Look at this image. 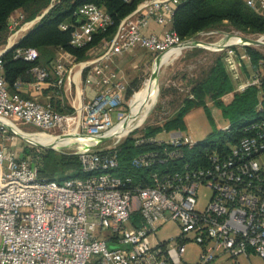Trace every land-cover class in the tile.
Listing matches in <instances>:
<instances>
[{
    "label": "built area",
    "instance_id": "built-area-1",
    "mask_svg": "<svg viewBox=\"0 0 264 264\" xmlns=\"http://www.w3.org/2000/svg\"><path fill=\"white\" fill-rule=\"evenodd\" d=\"M60 1L52 0L30 21L23 10H17L9 21V29L14 31L9 44L18 42L11 40L34 27ZM83 1L77 11L83 22L72 31L75 47L86 45L94 33L105 31L112 23L104 8ZM244 1L264 16V0ZM180 2H140L121 20L110 39L102 40L86 60L78 62L76 71L61 62H54L51 69L33 67L34 86L38 88L47 83L51 70L58 75V86L64 84L67 75L86 74L84 84L96 92L80 103L74 115L55 110L49 101L10 91L1 57L4 50L0 51V135L10 130L1 119L16 125L29 123L48 134H57L65 127L70 131L78 121L80 134L101 138L90 148L76 152L83 176L63 181L39 177L30 157L0 141V264H89L94 260L96 264H213L220 255L231 260L251 252L264 258V162L258 158L264 155V121L249 124L248 134L228 150L210 152L206 164L192 166L186 162L179 169H171L170 162L181 160L184 147L192 148L197 143L191 135L182 130L168 132L169 138L139 134L137 144L152 142L161 148L133 159L136 168L155 165L148 180L137 183L134 176L116 174L117 145L95 148L111 138L129 136L135 129L110 134L127 118L132 106L126 104V81L113 68L114 59L136 47L158 56L182 49L187 40L183 41L172 27ZM152 20L169 27L162 35L147 32ZM61 27L66 30L69 25ZM248 45L242 41L218 48L225 50L229 60L250 63L251 56L245 49ZM15 53L30 61L40 55L34 48H17ZM263 72L260 69L251 79L241 81L236 91L259 84ZM21 86L17 81L16 87ZM203 186L212 192L201 210L197 194ZM134 215L139 217L138 225ZM169 221L179 224L180 234L160 240L158 229ZM188 241L202 246L198 261L184 260Z\"/></svg>",
    "mask_w": 264,
    "mask_h": 264
},
{
    "label": "trees",
    "instance_id": "trees-1",
    "mask_svg": "<svg viewBox=\"0 0 264 264\" xmlns=\"http://www.w3.org/2000/svg\"><path fill=\"white\" fill-rule=\"evenodd\" d=\"M145 0H86L104 8L111 16L112 23L105 31L93 34L91 41L81 47L72 45V31L83 22V18L77 13L83 0H61L56 3L27 33L18 41L12 49L2 54L4 77L9 90L19 93L16 82L32 83L35 75L32 71L35 66L52 68L56 56V50H64L74 56L80 62L86 60L89 52L102 40L110 39L116 32L121 20L133 12L138 4ZM173 17V30L181 39L187 40L202 31L219 28L224 23H229L235 29L247 33L264 34V16L251 9L244 0H181ZM52 0H0V45L6 44L4 33L9 29L10 17L17 10L26 13V20H33L49 7ZM68 24L64 30L61 25ZM17 48H34L39 52V57L34 61L16 57ZM250 54V63L245 64L246 76L260 69L264 71V54L252 46H245ZM196 53L200 49L195 50ZM198 78L197 83L190 86L188 94L184 97L178 112L168 118L161 126L146 127L143 133L145 137L156 136L162 131L171 132L182 130L185 127V116L195 107L207 109L206 98L213 100L222 114L229 120L228 129L218 131L220 139L211 142H197L192 148L184 147V157L181 160H172L171 169H179L188 162L192 166H199L207 163V155L215 149L228 150L241 138L248 134L246 127L255 121H264V72L260 76V83L253 84L245 90L234 93V98L225 103L224 95L235 89V82L227 70L223 55H220L210 67ZM195 81V80H194ZM47 82L51 84L46 93L53 92L50 98L52 107L61 112H72L75 109L70 106L63 96V88H60L57 80L50 74ZM134 89V88H133ZM132 87L126 89L129 96L133 92ZM193 95L194 97L190 96ZM137 134V135H139ZM215 131L210 134L214 135ZM137 135H129L122 143L117 145L119 168L116 174L121 176L131 175L135 182L147 181L148 174H151L153 167L136 168L132 165L133 159L147 151L159 150L160 144L147 142L137 144ZM30 157L38 167V174L41 178L63 181L74 176H83L82 165L77 154L59 153L55 149L37 151V148H27L22 153ZM135 224H139V217L133 216ZM89 264H96L91 261Z\"/></svg>",
    "mask_w": 264,
    "mask_h": 264
},
{
    "label": "rangeland",
    "instance_id": "rangeland-1",
    "mask_svg": "<svg viewBox=\"0 0 264 264\" xmlns=\"http://www.w3.org/2000/svg\"><path fill=\"white\" fill-rule=\"evenodd\" d=\"M29 30L30 29L21 31L19 34L15 35L11 41L19 40L21 34L26 33ZM13 32L14 31L8 29L7 33H4L3 36H5L6 38V44L0 45V50L7 46L10 41L11 35H13ZM234 34L241 38L262 39L264 37V34L255 35L241 32L226 22L219 28L210 29L203 33H198L194 37L187 39L203 41L204 45H193L178 50L170 57L168 62L166 61V63L164 64L165 66L163 65L161 67V77H159L160 96L158 97L156 104L152 108L147 118L139 126L135 127L134 131H132L130 134L137 135L139 133H143L146 127L161 126L164 124V122H166L168 118L173 117L182 105L184 97L188 94V89L190 88V86L192 87V85L197 83L198 81L196 80H198V78H201V76L204 75L203 73L211 69V65L214 61L217 60L220 55H223L224 62L227 61V64L225 63V65L228 66L227 70L235 82V89L232 92L224 95L222 98L225 103L230 102L231 99L234 98V93L240 92L236 91V88L241 83V81L245 82L248 78L251 79L254 74V72H252L250 76H246V71L244 70L243 66L248 63L241 62L238 59H227L225 56V50H221L218 48L219 46H216V44L222 41L224 42L226 39H228L229 36H234ZM249 46L260 50L261 53L264 54V44H251ZM196 49H200V51L196 53ZM62 52L65 53L60 49L56 50V54ZM160 56H158V54L148 52L147 50L140 51V53L138 54L139 60L136 63L134 69L132 70L131 76H128V81H126L127 88H134L133 92H131L129 96L126 95L127 106H130L133 103L135 93L137 94V92L145 84L148 83L156 65V62L159 58H161ZM55 57L58 56L56 55ZM59 61L66 63L65 60ZM61 88H63V85ZM68 92L69 93L63 91L64 95H68V98H64L69 104L70 100L75 97V86L72 85L71 89ZM206 103L207 109L203 107H195L187 113L184 119L185 127L183 131L191 135L194 142L218 141L220 139V134L218 131L226 130L229 127V120L223 116L221 109L217 107L216 103L213 100L207 98ZM128 112H130V108ZM66 113H71L72 115H74L77 114V111ZM17 126L26 132H42L41 130H38L37 127L29 123L18 122ZM75 128V126H72L70 131H74ZM65 129L68 131L69 128L65 127L63 130L60 129L56 131V133L63 134L66 131ZM214 131L215 134L210 136V134H212V132ZM164 136L166 138H169L167 131L165 132V134L164 131H162L160 134H157L158 138H164ZM127 137L128 136H119L111 138L102 145L96 146L95 148L102 149L113 145H119ZM0 141H4L7 146L16 150L17 152L22 153L27 148H37V151L40 152L45 149H55L59 153L70 154H76V152L81 149L79 145L69 144L62 149L34 145L24 140L22 137L18 136L14 133V131L12 132L11 130L4 134H1ZM258 158L261 162H264V155ZM211 192L212 191L205 186L199 188L197 194V207L199 209L202 210L206 207L210 200ZM160 227L161 228H159L157 232V237L160 240H169L171 238L177 237L178 234H180L181 228L179 227V224L176 221H169ZM202 249L203 248L199 243H196L194 241H188L186 246V252L183 257L184 260H186L187 262L198 261L200 259V252H202ZM226 258L227 257L225 255H220L216 258L213 264H227V261L229 259ZM235 261L238 264H264V258L254 252H251L249 257L241 255L237 259H235Z\"/></svg>",
    "mask_w": 264,
    "mask_h": 264
},
{
    "label": "bare ground",
    "instance_id": "bare-ground-1",
    "mask_svg": "<svg viewBox=\"0 0 264 264\" xmlns=\"http://www.w3.org/2000/svg\"><path fill=\"white\" fill-rule=\"evenodd\" d=\"M244 38H241L234 34L229 36L224 42H219L216 46L222 47L225 44H235L244 42ZM187 45H204L203 41L200 40H189ZM215 46V47H216ZM180 50V48L173 49L162 54L156 62L154 70L147 84H145L138 92L135 93L134 100L131 106V112L127 118L119 123L110 134H126L135 127L139 126L149 115L152 108L157 102L159 95V77L161 67L168 62L170 57ZM165 66V65H164ZM161 80V79H160ZM4 124L8 126L11 131H14L17 135L22 137L24 140L38 146L62 149L66 145H79L80 148H90L95 145L101 138L96 136H84L78 132V121L75 122L74 131H70L64 134H48L44 132H26L15 123L10 120L1 119ZM109 134V135H110Z\"/></svg>",
    "mask_w": 264,
    "mask_h": 264
},
{
    "label": "crops",
    "instance_id": "crops-1",
    "mask_svg": "<svg viewBox=\"0 0 264 264\" xmlns=\"http://www.w3.org/2000/svg\"><path fill=\"white\" fill-rule=\"evenodd\" d=\"M15 13H13V15ZM168 27H169L168 25H160V24H157L154 20H152L146 31L147 32H154L158 35H162L164 33V31L166 30V28H168ZM26 33H22L20 38H22ZM8 44H7V46H8ZM6 47L1 49V50H5ZM144 50L145 49H143V48L136 47L130 51H127V52H124L123 54L118 55L114 59L112 66L117 71L118 75H120L119 77H121L125 81H128V76L129 77L131 76L132 70L134 69L136 63L139 60L138 54L140 53V51H144ZM62 51H64V50H62ZM64 52L65 53L62 52V53L56 54L58 57H55L56 59H54L55 60L54 62H61L59 60H63V61L65 60L66 63H63V62H61V63L64 64L66 67L71 68L72 72L76 71L78 61H76L74 56H72L68 52H66V51H64ZM51 73H52L51 75H53V77L57 80L58 75L52 70H51ZM85 75L86 74L84 72L83 73L77 72L74 77H73V74L67 75L65 78V82L63 84V88H64L63 91H65L66 93H69L68 91L71 89L72 85L75 86V93H76L75 97H73V99H71L69 102V105L75 109L74 111H76L77 108H79V105L82 101L84 102L87 99L91 98L96 92L95 88H93L92 86L90 87V86L84 84V76ZM50 85L51 84H49L47 82L44 85H42L40 88H38V87L34 86V82L22 83V86L19 88V93L24 97L34 98V99H37L41 102H48V101H50V98H51L53 92L46 93L45 89H48V87ZM59 87L61 88L62 85ZM63 97L68 98V95L66 96L63 94V96H61V98H63ZM66 102H67V100H66ZM249 256H246V257H249ZM226 259H228V258H226ZM227 262H228L227 264L236 263L235 259H231V260L229 259Z\"/></svg>",
    "mask_w": 264,
    "mask_h": 264
},
{
    "label": "water",
    "instance_id": "water-1",
    "mask_svg": "<svg viewBox=\"0 0 264 264\" xmlns=\"http://www.w3.org/2000/svg\"><path fill=\"white\" fill-rule=\"evenodd\" d=\"M26 35V34H25ZM245 42H248L249 44H254V45H260L261 43L264 44V41L263 39H252V38H244ZM189 40H187L183 45H182V48H185V47H189L191 45H187L186 43L188 42ZM18 42L14 43V44H8V46L6 47V49L4 50L3 53H5L6 51L12 49L15 45H17ZM13 132V131H12ZM16 134V133H15ZM19 136V135H18Z\"/></svg>",
    "mask_w": 264,
    "mask_h": 264
}]
</instances>
